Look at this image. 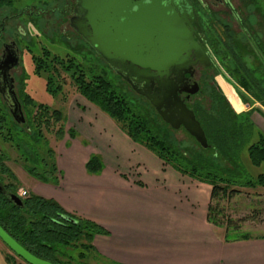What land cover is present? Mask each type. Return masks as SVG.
<instances>
[{"label": "trees", "instance_id": "obj_1", "mask_svg": "<svg viewBox=\"0 0 264 264\" xmlns=\"http://www.w3.org/2000/svg\"><path fill=\"white\" fill-rule=\"evenodd\" d=\"M232 43L233 35L227 26L218 32V38L213 41L214 47L223 53V57L229 58L235 65L230 71L249 75L247 65L236 54ZM259 49L264 55V46H259ZM32 59L35 72L46 73L48 89L55 92L61 90V83L56 79L63 80L62 72L68 74L76 90L111 117L131 140L152 150L163 163L171 165L175 170L210 183L211 193L206 217L213 224L222 226L223 240L233 241L264 236L243 231L240 225L244 218L231 217L225 213L222 204L223 199H228L238 190L234 187L236 183L264 185V172L261 171L255 176L242 175L239 170L245 169L238 160L240 150L243 146H247L251 164L258 166L264 162V132L257 130V137L252 140L254 123L251 120L253 112L264 117L263 110L252 107L240 113L235 112L226 96L213 82L206 92V98L196 101L192 106L206 135L208 147L203 148L199 145V149L189 146L181 149L169 135L171 127L156 111L154 117L141 114L126 94L105 74L90 73L72 56L60 57L47 49H43L39 56H33ZM253 82L257 90L253 97L264 107L262 84L264 76L260 81L253 78ZM242 83L245 84V80H242ZM228 85L234 89L231 84ZM237 93L243 102L252 103L241 92ZM22 102L26 106L32 104V99L29 95H25ZM28 116L27 124L35 144L45 145L43 130H49L57 123H60L55 131L58 138H61L65 132L70 138L76 136V131L72 127L64 128L65 119L58 108L34 104L29 109ZM15 124L10 116L8 117V114L0 109V144L8 142L20 151L24 159L23 168L28 173L42 181L59 183L60 170L53 150L45 146L43 153L37 150L31 153L30 150H24L20 146L19 138L18 143L15 144L12 134ZM8 159V152L0 145V183L4 188L0 189V224L10 235L31 252L57 264H85L86 258L92 254L101 256L106 264H129L110 259L97 250L93 243L94 235L108 232L102 224L65 209L54 198L26 190V194H19L23 205L19 206L11 201L7 192H18V185L15 172L6 164ZM222 160L229 165L226 166ZM103 166L102 158L97 153H91L85 163V169L90 173H99L103 170ZM15 256L14 253H5V257L10 261H14Z\"/></svg>", "mask_w": 264, "mask_h": 264}, {"label": "crops", "instance_id": "obj_2", "mask_svg": "<svg viewBox=\"0 0 264 264\" xmlns=\"http://www.w3.org/2000/svg\"><path fill=\"white\" fill-rule=\"evenodd\" d=\"M92 107L93 112L85 108L86 117L81 121L73 120L71 125L77 133L89 132L87 139L91 135L100 139V134L112 127L120 140L117 143H121L123 149L126 145L129 154H112L107 139L101 150L91 148L87 155H73V160L68 162L62 157L56 163L60 171L66 170L59 174L57 184L42 181L26 170L16 171L19 194L22 189L33 190L54 198L69 211L102 224L108 232L96 233L93 243L101 254L116 261L129 264H264V236L225 241L220 226L207 220L210 183L175 170L157 157L152 160L154 167L147 172L146 168H141L144 166L141 161L133 162L129 156L130 151L139 150L140 145L97 106ZM84 111L80 112L84 114ZM141 148L145 153L146 148ZM94 151L100 154L104 165L99 173L85 169L86 160ZM114 156L116 167L109 168L107 162L112 164ZM138 169L147 171L134 174L133 170ZM27 180L30 185L24 184ZM9 251L0 239V264H29L18 256L14 261L8 260L5 253Z\"/></svg>", "mask_w": 264, "mask_h": 264}, {"label": "rangeland", "instance_id": "obj_3", "mask_svg": "<svg viewBox=\"0 0 264 264\" xmlns=\"http://www.w3.org/2000/svg\"><path fill=\"white\" fill-rule=\"evenodd\" d=\"M44 2L50 3L47 0H19L15 4V9H18V7L26 3H34L37 6L42 7L44 5ZM235 3L237 4V6H239L238 8H241L240 13L245 14L249 17L252 29L254 30L252 36L259 41H262V43L264 44V0H256L255 5L249 3L247 0H235ZM32 18L33 19L29 18L31 22L28 18H21L23 25H25V27L27 28L29 37H20L18 39L21 51V62L18 67L17 83L20 88L21 98H23L25 95H29L32 99L33 105L45 104L50 108H58L62 111L65 119L64 128L68 129L72 127L75 131L76 129L71 125L73 123V120L77 119L81 121L82 117H86L85 113H87V110H85V108H90L91 111L95 110L92 105H96L89 102L76 90L71 77L64 72H62V76L64 77L63 80L56 79L61 83V90L55 92L47 88L46 73L43 71L36 73L34 70V63L32 59L33 56H39L43 49H47L52 54L58 55L60 57H65L66 55L72 56L75 61L79 62L83 66V68L88 70L90 73L105 74L118 86L120 90H122L126 94L128 99L135 105L136 109L141 114L146 117L156 116L155 110L146 102V100L135 93L131 89V87L124 80H122V78L118 74H116L111 66L108 65L107 62L104 61L101 57H99L90 48V46H88L87 43L79 38L69 39L68 36L71 37L72 34L68 29L66 30V36L64 37L63 35L57 34V32H54L51 27L46 26V22L44 21V18L42 16H32ZM229 21L232 28L231 32L233 35V48L236 51V54H238L247 65L250 74L247 75L244 72L238 73L235 71H230L232 66L231 60L229 58H224L223 53H221L220 50H217L214 45H211L210 47L216 57V64L218 68V74H216L213 82L215 83V85H217L218 88H220L223 94H225L234 111L240 113L241 110H246L248 109V107H246L241 102L235 90L237 92H241L248 99L252 98L251 102L254 103L255 106H259L260 102L256 101L253 97L257 92L255 84L253 82V78H256L258 81L262 79V77L264 76V66L261 65V68L263 67V70H260V61L253 49L254 39L251 38V36L247 37L245 32L241 31L238 23L234 20L233 17L229 18ZM10 30L12 31V28H9L7 25L5 32L7 31V33H10ZM242 76L244 77V79ZM224 80L228 81L234 89H232ZM242 80H245V84L242 83ZM262 84L264 87V83ZM243 86H245V88ZM206 91H208V89L207 87H204L203 92L194 96L193 99L201 100L206 98ZM32 104L24 106L25 109H23V115H25L24 117L27 118V120L29 118L28 111L32 108ZM80 111H84V114ZM109 120H112L111 122L117 125V123L111 117H109ZM251 120L258 127V129L254 128L252 133V140H255L257 137V130L264 132V117L259 115L257 112H254ZM59 125L60 123H57L54 124L51 129L43 130L45 138L44 145L41 143L35 144L32 141L30 136L31 130L28 125L24 123L19 127L21 129H13L12 134L15 140L14 143L17 144V139L19 138L20 146L24 150H30L31 153H33L34 150H37L39 153H43L45 151L44 147L47 146L53 150L56 161H59V159L63 157V159L66 160L64 162H68L70 159L73 160V155L77 157L78 155H80L79 153L87 155L91 148L94 150H101V148L104 147L105 144L103 141H106L107 139L111 144L112 154H118L121 152L122 155V152L127 153L128 151V147L126 145H124L123 149L122 144L117 143L120 142V140H117V134L113 132L112 127V129L110 128L111 131L107 128L105 129V134H100V140L98 139V137L93 138V135H91L89 139H87L86 137L90 135L89 132H85V135H79L77 131L74 138H70L68 133L66 132L61 138H58L55 131L57 130ZM169 135L172 141L176 143L181 149L186 146L195 149L200 148L199 144L183 127H180L178 129L170 128ZM137 144L140 145V147H137L140 149L130 151L129 156L130 159H133V162L136 160L141 161L142 165H144L141 166V168L143 167L148 170H133L134 174L141 175V173H143L144 171L150 172L154 167V163L152 161L153 158L159 157L144 145L140 143ZM0 145L3 147V150L6 149L9 154V159L6 160V164L11 168V170H13L14 172L25 170L23 168L24 159L20 155V151L18 149L8 142ZM141 146L146 148L145 153L142 152ZM246 147L247 146L242 147L238 157L239 164H241L245 170L239 171L242 173V175L248 174L251 176H255L261 171L264 172V162L258 166L251 164L248 158ZM68 149L70 152H68ZM93 153L97 152L94 151ZM67 154H69V157L67 156ZM127 154H129V152ZM115 158L116 156H114L112 164H109L108 162L111 161L108 160L107 166L109 168L116 167ZM222 161L225 162L226 166L229 165L226 161ZM166 165L173 168L171 165ZM118 167L121 168L122 166L118 165ZM64 170L66 169L63 168V170L58 173L61 174L64 172ZM59 174L58 176H60ZM16 181L19 187L18 180ZM24 184L30 185V180H27L26 182L24 181ZM234 187L238 190L235 191L228 199L222 200L225 213L233 218L243 217L244 220L240 225L243 231L251 232L254 235H264V185L256 184L254 186H251L236 183ZM219 229H222V226H220ZM7 248L10 250V253H14L8 246ZM15 255L18 256L17 254ZM85 264H106V261L101 256L92 254L91 256L86 258Z\"/></svg>", "mask_w": 264, "mask_h": 264}, {"label": "water", "instance_id": "obj_4", "mask_svg": "<svg viewBox=\"0 0 264 264\" xmlns=\"http://www.w3.org/2000/svg\"><path fill=\"white\" fill-rule=\"evenodd\" d=\"M80 1L88 10L87 17H94L98 23L91 32L87 27L90 22H81V28L76 27L77 32L135 93L154 107L165 123L173 129L183 127L201 147L207 148L206 135L194 111L179 97L175 84L163 78L170 66L182 67L183 53L191 50L190 36L185 33L180 19L166 12L161 0L144 4H131L129 0ZM133 6L136 9L130 11ZM85 16L83 14L82 18ZM154 80L158 81L159 87L151 93ZM198 88L195 83L189 93H195ZM4 98L13 118L18 123L24 122L17 97L8 92ZM0 189H4L1 183ZM7 196L15 204L23 205L18 192L8 191ZM0 239L29 264H57L31 252L1 224Z\"/></svg>", "mask_w": 264, "mask_h": 264}, {"label": "flooded vegetation", "instance_id": "obj_5", "mask_svg": "<svg viewBox=\"0 0 264 264\" xmlns=\"http://www.w3.org/2000/svg\"><path fill=\"white\" fill-rule=\"evenodd\" d=\"M18 1L19 0H0V109L6 112L8 117L10 116L16 123L14 128L24 123L27 124V118L25 117V121L22 123H18L13 118L9 111L7 101L4 98L6 93L11 92L20 102L22 111L25 109L20 95V88L17 83L18 67L21 62V51L18 39L20 37H29V34L21 18L33 19L32 16H42L46 22V26L51 27L57 34L63 35L64 37L68 29L72 34L71 37L68 36L69 39L79 38L85 43L87 42L83 36L77 32L76 27H80L81 22L86 24L90 22L87 24V27L93 32L98 23V20L94 17H91V19L87 17L88 10L80 0H47L50 3L44 2L42 7L34 3H26L18 7V9H15V4ZM129 1L131 4L136 2L144 4L148 3L150 0ZM247 1L253 5L256 3V0ZM161 3L168 14H173L180 19L186 31L184 32L190 36V39L188 38V44L191 45V50H187L183 53L185 60L183 66H170L168 73L163 76V78L169 79L171 83L175 84L179 97L189 108L192 109L193 104L198 101L193 99L194 96L201 94L204 87L208 89L216 74H218L217 60L210 46L213 45V41L218 38V32L223 27L227 26L228 29L232 31L229 18L233 17L238 23L241 31L245 32L247 37L251 36V38L254 39L253 49L260 61L259 68L263 70L261 65L264 66V55L261 52L262 50L259 49V46H264V44L262 41L252 36L254 30L252 29L250 19L247 15L240 13L241 8H238L239 6H237L235 0H161ZM135 9L136 6H133L130 11ZM83 14H86L84 18H82ZM7 25L9 28H12V31H9L10 33H7V31L5 32ZM88 46L90 45L88 44ZM90 48L101 57L92 46H90ZM231 65V68H234L235 65H233V62ZM195 83L198 84V90L195 93H189V90L194 88ZM157 87H159L158 81H152L151 93H155ZM235 92L237 93L236 90ZM239 99L248 109L259 107L264 111V107L261 103L259 106H255L254 103H245L240 97ZM251 99H248L249 102H251ZM255 100L258 101L257 99ZM147 103L149 102L147 101ZM254 128L258 129L255 124Z\"/></svg>", "mask_w": 264, "mask_h": 264}, {"label": "built area", "instance_id": "obj_6", "mask_svg": "<svg viewBox=\"0 0 264 264\" xmlns=\"http://www.w3.org/2000/svg\"><path fill=\"white\" fill-rule=\"evenodd\" d=\"M20 194H23V195L26 194V190L25 189H22L21 192H20Z\"/></svg>", "mask_w": 264, "mask_h": 264}]
</instances>
